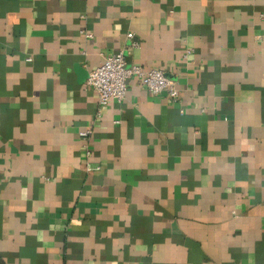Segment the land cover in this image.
<instances>
[{
  "label": "crops",
  "instance_id": "1",
  "mask_svg": "<svg viewBox=\"0 0 264 264\" xmlns=\"http://www.w3.org/2000/svg\"><path fill=\"white\" fill-rule=\"evenodd\" d=\"M0 264H264V0H0Z\"/></svg>",
  "mask_w": 264,
  "mask_h": 264
},
{
  "label": "built area",
  "instance_id": "2",
  "mask_svg": "<svg viewBox=\"0 0 264 264\" xmlns=\"http://www.w3.org/2000/svg\"><path fill=\"white\" fill-rule=\"evenodd\" d=\"M85 37L91 38L92 34L84 33ZM127 38L131 41L130 46H137L132 33H128ZM192 53L190 48H185L182 58L187 62ZM125 50H119L113 54L102 56L101 63L88 72L86 85L90 87L97 98L98 110L95 119L101 116V109L108 105L110 101L117 103L125 99L128 89V81L134 79L146 88L150 95L164 94L172 103L179 101L181 91L178 81L168 75L163 69L157 67H144L135 63H128ZM31 58L27 57V61ZM92 134V125H87L78 132L79 138L88 140ZM86 156L90 155V150L85 144Z\"/></svg>",
  "mask_w": 264,
  "mask_h": 264
}]
</instances>
